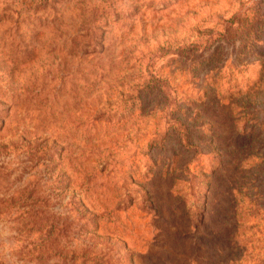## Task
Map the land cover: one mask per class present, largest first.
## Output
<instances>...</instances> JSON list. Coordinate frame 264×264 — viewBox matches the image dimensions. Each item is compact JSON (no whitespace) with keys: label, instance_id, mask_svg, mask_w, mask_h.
<instances>
[{"label":"rangeland","instance_id":"1","mask_svg":"<svg viewBox=\"0 0 264 264\" xmlns=\"http://www.w3.org/2000/svg\"><path fill=\"white\" fill-rule=\"evenodd\" d=\"M0 264H264V0H0Z\"/></svg>","mask_w":264,"mask_h":264}]
</instances>
